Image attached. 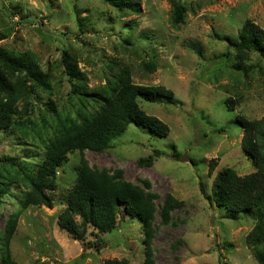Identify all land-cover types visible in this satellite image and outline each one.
I'll return each instance as SVG.
<instances>
[{"label":"rangeland","instance_id":"374dc122","mask_svg":"<svg viewBox=\"0 0 264 264\" xmlns=\"http://www.w3.org/2000/svg\"><path fill=\"white\" fill-rule=\"evenodd\" d=\"M174 1L187 9L177 26L171 21ZM247 19L264 28V0H140V12L122 16L104 0H0V47L31 51L48 74L49 86L29 81L34 92L18 104V119L27 131L51 133L60 119L89 112L93 102L83 107L74 87L92 91L105 86L114 73L110 67L118 70L114 62L131 66L135 83L164 85L175 93L176 103L140 101L146 113L170 126L168 136L130 124L106 151L86 152L93 167L120 170L135 184L147 179L160 200L172 194L185 201L169 224L155 222L156 264H258L246 244L255 217L221 210L212 198V183L221 169L230 167L239 175L255 171L242 148L237 118L264 117V58L254 53L249 62L254 70L242 73L233 68L234 52L226 39L236 36ZM193 42L202 47V56ZM65 51L77 58L84 82L69 80L62 62ZM228 97L240 99L235 110L227 109ZM17 136L0 135V186L7 182L4 168L11 169L4 156L18 154ZM149 156L152 164L137 163ZM79 159L74 150L59 169L52 208L34 205L20 213L11 242L13 259L18 264H104L117 258L142 264L144 234L136 219L121 214L114 231L83 240L59 226ZM2 188L0 231L20 211L23 190L14 182Z\"/></svg>","mask_w":264,"mask_h":264},{"label":"trees","instance_id":"16d2710c","mask_svg":"<svg viewBox=\"0 0 264 264\" xmlns=\"http://www.w3.org/2000/svg\"><path fill=\"white\" fill-rule=\"evenodd\" d=\"M118 10L119 14L140 12V0H104ZM171 21L174 26L183 23L186 7L174 1ZM82 24L80 23V26ZM130 25V23H128ZM228 48L234 52L233 68L249 73L254 67L249 65L255 53L264 58V28L247 19L236 36L227 35ZM192 48L203 55L202 47L191 43ZM227 52L224 56H229ZM62 62L69 80L84 82L86 74L79 68L78 61L70 52L63 53ZM110 67L113 74L105 86L89 91L86 87L74 91L81 95L83 107L91 101L89 112L79 111L76 116L60 119L56 130L44 134L39 130L27 131L19 122L18 104L29 98L34 87L29 81L41 86H49L48 74L38 63L31 51L11 52L0 47V135L9 137L16 133L18 154L6 155L9 168H4L7 182L0 186H10L11 182L22 186L20 211L10 215L3 231H0V264H18L11 252V242L15 235L20 213L30 206H54L53 193L59 186V169L67 161L68 154L80 152L76 176L68 191L66 208L58 217V224L77 239L87 235L99 237L114 231L124 214L140 221L144 234V261L142 264H156L153 240L156 234L155 222L169 224L174 211L184 208V200L172 194L160 200V195L152 190V183L141 179L139 184L124 179L123 172H111L90 165L86 157L89 150L104 152L110 148L114 138L122 135L130 124L147 128L150 132L166 137L171 128L155 115L146 113L140 101L178 102L175 93L164 85H143L133 81L129 65ZM150 69L154 64L144 63ZM37 84V85H38ZM32 89V90H31ZM240 99L228 97V110H235ZM237 122L243 129L242 148L250 155L255 171L239 175L235 169L227 167L217 172L212 183V198L215 205L235 216L252 214L255 225L246 236V244L258 264H264V117L250 119L238 115ZM30 142V144H29ZM157 156L161 155L155 150ZM177 153H175V156ZM152 157L139 158L140 165H150ZM216 160H211L210 171H214ZM4 167V166H3ZM3 171H0V174ZM233 216V215H232ZM159 217V218H158ZM104 264H132L126 259L110 258Z\"/></svg>","mask_w":264,"mask_h":264},{"label":"water","instance_id":"95a60500","mask_svg":"<svg viewBox=\"0 0 264 264\" xmlns=\"http://www.w3.org/2000/svg\"><path fill=\"white\" fill-rule=\"evenodd\" d=\"M186 158H187V156H185V158L184 157H180L179 160L184 161V160H186Z\"/></svg>","mask_w":264,"mask_h":264}]
</instances>
